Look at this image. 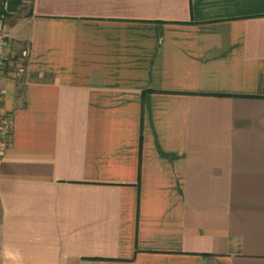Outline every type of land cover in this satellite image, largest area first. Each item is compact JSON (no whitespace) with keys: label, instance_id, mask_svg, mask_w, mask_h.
Here are the masks:
<instances>
[{"label":"crops","instance_id":"1","mask_svg":"<svg viewBox=\"0 0 264 264\" xmlns=\"http://www.w3.org/2000/svg\"><path fill=\"white\" fill-rule=\"evenodd\" d=\"M23 4L0 264H264V0Z\"/></svg>","mask_w":264,"mask_h":264},{"label":"built area","instance_id":"2","mask_svg":"<svg viewBox=\"0 0 264 264\" xmlns=\"http://www.w3.org/2000/svg\"><path fill=\"white\" fill-rule=\"evenodd\" d=\"M9 13V0H4L1 6L0 19L4 20L6 15ZM9 53V45L5 35L0 33V83L5 68V62ZM27 57V51L21 52L22 62L18 68V75L23 73V63ZM12 136V121L11 118L1 112V92H0V150H5L11 141Z\"/></svg>","mask_w":264,"mask_h":264},{"label":"rangeland","instance_id":"3","mask_svg":"<svg viewBox=\"0 0 264 264\" xmlns=\"http://www.w3.org/2000/svg\"><path fill=\"white\" fill-rule=\"evenodd\" d=\"M24 5L25 4L20 5L16 9L9 10V13L6 15L5 19L4 20H1V21L4 22V23L5 22H8L10 20V18L17 16L19 13H23L24 10H25V6ZM7 42H8V45H9V53L7 55V60H6L5 64L7 62H10V61L11 62H14V63H17L15 65H16V69L18 70L19 65L22 63L20 61V59H21V52L23 51L22 50L23 47L22 46L20 47L18 43H16V45L15 44H12L11 42H9L8 39H7ZM15 48H16V50L19 49L18 52H16V53L14 52V51H16V50H14Z\"/></svg>","mask_w":264,"mask_h":264},{"label":"trees","instance_id":"4","mask_svg":"<svg viewBox=\"0 0 264 264\" xmlns=\"http://www.w3.org/2000/svg\"><path fill=\"white\" fill-rule=\"evenodd\" d=\"M22 4V0H9V10L16 9Z\"/></svg>","mask_w":264,"mask_h":264}]
</instances>
